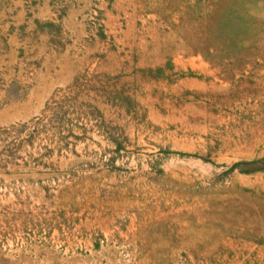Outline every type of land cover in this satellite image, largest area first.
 <instances>
[{"label": "rangeland", "instance_id": "obj_1", "mask_svg": "<svg viewBox=\"0 0 264 264\" xmlns=\"http://www.w3.org/2000/svg\"><path fill=\"white\" fill-rule=\"evenodd\" d=\"M0 264H264V0H0Z\"/></svg>", "mask_w": 264, "mask_h": 264}]
</instances>
